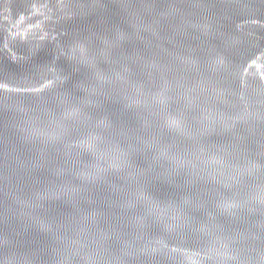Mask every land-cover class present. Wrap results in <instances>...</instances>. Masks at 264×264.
Listing matches in <instances>:
<instances>
[{"label":"water","instance_id":"95a60500","mask_svg":"<svg viewBox=\"0 0 264 264\" xmlns=\"http://www.w3.org/2000/svg\"><path fill=\"white\" fill-rule=\"evenodd\" d=\"M0 264H264V0H0Z\"/></svg>","mask_w":264,"mask_h":264}]
</instances>
